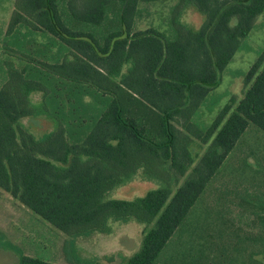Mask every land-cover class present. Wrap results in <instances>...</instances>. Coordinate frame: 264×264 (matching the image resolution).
<instances>
[{
	"label": "trees",
	"instance_id": "16d2710c",
	"mask_svg": "<svg viewBox=\"0 0 264 264\" xmlns=\"http://www.w3.org/2000/svg\"><path fill=\"white\" fill-rule=\"evenodd\" d=\"M163 1L10 0L0 32V190L74 241L108 235L112 223L145 224L124 264H220L214 255L224 247L236 255L229 264H264V190L252 196L261 198L249 217L258 229L242 214L209 212L216 240L186 222L247 127L264 131V49L243 76L241 98L210 123L201 119L220 102L212 91L234 54L252 50L246 38L264 0H173L158 23L142 25L147 6ZM190 5L204 16L197 29L181 18ZM39 115L55 125L36 137L21 120ZM194 142L205 146L197 159ZM135 177L158 186L112 197ZM176 232L202 244L164 261ZM0 248L18 264H55L20 253L1 230Z\"/></svg>",
	"mask_w": 264,
	"mask_h": 264
},
{
	"label": "rangeland",
	"instance_id": "374dc122",
	"mask_svg": "<svg viewBox=\"0 0 264 264\" xmlns=\"http://www.w3.org/2000/svg\"><path fill=\"white\" fill-rule=\"evenodd\" d=\"M10 3V0H0V32L3 31V22L9 17ZM172 3L173 0H164L149 4L147 7L151 14L141 22L142 25L158 23L166 15L168 7ZM181 18L191 28L197 29L204 16L194 5H190L184 10ZM246 41L252 50L242 49L234 54L221 74L220 84L212 91V95L223 96L212 111L202 109V122L210 123L231 97H234L235 100L240 99L243 91L248 87L244 83L243 76L256 60V51L264 49V14L260 16L259 23L248 34ZM40 98V93L31 95L33 102H38ZM21 122L36 137L49 132L55 125L53 119L44 115L25 117ZM204 148V145L197 142L191 144L190 149L195 159L201 155ZM157 186L152 181L135 177L126 184L117 187L113 191L112 197L133 199L143 196L148 190ZM263 186L264 131L250 124L207 184L196 205L189 212L186 220L188 228L198 226L197 232L206 235L210 231L211 234H215L217 240L216 224L210 225L208 223L209 212L213 215L222 212L223 214L226 213L227 216L231 215L230 217L235 215V218L242 214L248 218V223L253 230L258 229L259 225L253 222V217L252 220H249V217L252 209H256V206L252 208V202L253 205H257L256 203L261 199L253 198V200H257L255 202L252 200V196L256 192L259 193L258 191L264 190ZM245 199L247 206H245L246 202L245 204L241 202ZM227 200L230 201V207L224 204ZM209 205L217 207L214 208L215 212H212L213 207L210 208ZM147 228L145 224L131 219L125 223H112L111 233L108 235L95 234L85 240H70L65 234L53 228L28 208L20 205L8 193L0 190V230L8 241L22 254L42 258L55 264H124L126 259L139 248ZM243 232H231L229 234L243 238ZM172 238L174 247L168 243L169 245L167 244L160 253V259L167 256L164 261L173 259L174 255L177 256V251L180 253L181 249L175 248L185 246L188 248L187 246L191 244L197 245L199 243L193 242L192 237L186 235L178 238L177 232ZM238 242L242 246L245 244L243 239H238ZM201 244L199 243V245ZM220 244L224 245L225 243ZM224 248L218 249L215 253L217 256H214L220 255L221 259H225L220 264H229L227 260L230 259V256L236 257V255L234 252L231 255L228 254V250L224 252ZM191 249L190 252L193 253L194 248ZM186 250L183 249V253H186ZM210 257L212 256L206 255L204 260L209 261L211 260ZM0 264H18V258L13 251L0 248ZM170 264H173L172 260Z\"/></svg>",
	"mask_w": 264,
	"mask_h": 264
}]
</instances>
